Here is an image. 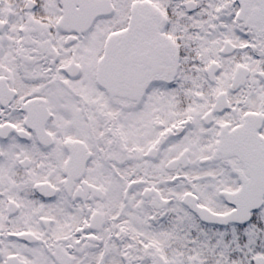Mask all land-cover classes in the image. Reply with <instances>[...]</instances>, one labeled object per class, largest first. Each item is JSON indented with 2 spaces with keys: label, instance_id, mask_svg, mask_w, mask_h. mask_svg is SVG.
<instances>
[{
  "label": "snow or ice",
  "instance_id": "snow-or-ice-1",
  "mask_svg": "<svg viewBox=\"0 0 264 264\" xmlns=\"http://www.w3.org/2000/svg\"><path fill=\"white\" fill-rule=\"evenodd\" d=\"M0 264H264V0H0Z\"/></svg>",
  "mask_w": 264,
  "mask_h": 264
}]
</instances>
